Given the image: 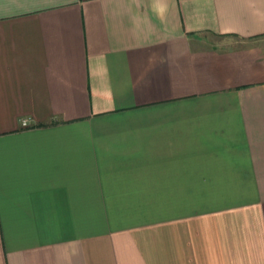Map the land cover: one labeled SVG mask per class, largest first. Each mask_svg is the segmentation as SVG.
<instances>
[{"label":"crops","instance_id":"obj_1","mask_svg":"<svg viewBox=\"0 0 264 264\" xmlns=\"http://www.w3.org/2000/svg\"><path fill=\"white\" fill-rule=\"evenodd\" d=\"M0 264H264V0H0Z\"/></svg>","mask_w":264,"mask_h":264},{"label":"built area","instance_id":"obj_2","mask_svg":"<svg viewBox=\"0 0 264 264\" xmlns=\"http://www.w3.org/2000/svg\"><path fill=\"white\" fill-rule=\"evenodd\" d=\"M20 123H21V125H27L28 124V120L26 118H22L20 120Z\"/></svg>","mask_w":264,"mask_h":264}]
</instances>
